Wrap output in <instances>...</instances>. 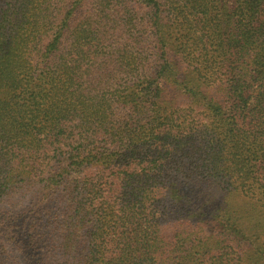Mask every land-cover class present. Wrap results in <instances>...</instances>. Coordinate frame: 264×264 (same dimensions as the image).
<instances>
[{"label": "trees", "instance_id": "16d2710c", "mask_svg": "<svg viewBox=\"0 0 264 264\" xmlns=\"http://www.w3.org/2000/svg\"><path fill=\"white\" fill-rule=\"evenodd\" d=\"M0 264H264V0H0Z\"/></svg>", "mask_w": 264, "mask_h": 264}]
</instances>
